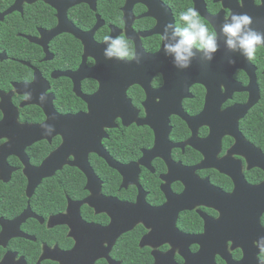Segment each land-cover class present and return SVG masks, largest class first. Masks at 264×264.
<instances>
[{"label":"flooded vegetation","instance_id":"obj_1","mask_svg":"<svg viewBox=\"0 0 264 264\" xmlns=\"http://www.w3.org/2000/svg\"><path fill=\"white\" fill-rule=\"evenodd\" d=\"M99 1L92 9L85 1L0 0V148L8 152L0 159V184L19 175L25 180L23 207L0 204V264H264V192H251L264 184V46L248 61L218 36V58L199 67L200 73L194 64L177 67L166 84L162 72L149 74L148 61L140 74L142 81L149 78L147 88L127 84L130 71L115 66L104 84L100 67L89 76L100 57L69 31L73 25L88 32L98 15L103 24L93 34L97 44L113 28L116 38L127 39L125 0L118 6L120 20L110 15L113 21L99 12ZM161 1L174 28L186 27L173 10L177 6ZM187 2L194 9V1ZM177 4L185 13L186 6ZM203 5L222 24L236 13L248 14L251 27L264 32V0ZM249 6L258 11L245 10ZM147 10L134 4L130 30L154 28L152 17L137 18ZM141 19L149 20L136 25ZM163 37H140L145 53L181 39L165 36L164 43ZM114 74L118 80L110 82ZM44 106L57 114L48 117ZM91 106L96 119H63L90 114ZM16 123H47L54 130L21 132ZM79 132L80 147L74 137L67 139ZM65 142L71 145L28 195L25 162L38 168ZM81 148L93 172L90 183L79 166L86 165Z\"/></svg>","mask_w":264,"mask_h":264},{"label":"water","instance_id":"obj_2","mask_svg":"<svg viewBox=\"0 0 264 264\" xmlns=\"http://www.w3.org/2000/svg\"><path fill=\"white\" fill-rule=\"evenodd\" d=\"M71 1H73L74 4H77V3H80L82 1H85L86 3H88L90 5V7L92 9H95L96 0H71ZM193 1L195 3L194 10H196L199 13V15H201V17L205 18L214 27V29H215L216 33L218 34V36H224L221 33V28H222V25H223L222 24V20H220L218 18V15H215V16L208 15L206 10H205V8H204L203 0H193ZM135 3H141V4H143V5L148 7L147 12L142 14V15H140V16H138L137 18L152 17L153 19L156 20V24H155L154 28H152L149 31L139 32V33L130 30L131 22L133 21V19H135L134 15L132 13V8H133ZM249 7H250V9H245V10L258 11V9L254 8L252 6H249ZM238 11H239V9H238ZM123 12H124L123 20L125 22V30H126V33H127L126 38L131 40V41H133V43H134V52L138 56L142 57L141 58V62L139 64H137L135 60L129 61V60L118 59V58L108 59V58L105 57L104 53H105V50L110 47V42L106 43L104 41V42H102L100 44H97L94 41V39H93L94 32L103 24V21L100 19V17L98 15H97L96 24L88 32L77 31L76 28L73 25H69V27H70L69 31L71 33H73L79 40L82 41V43L85 46V51L88 52V53H92V56H94V54L97 53L96 56L100 57V62L98 64V66L93 67L90 70L89 76L95 77L94 72H95V70L97 68L100 67L99 70H97V72H99L101 74V81H103L104 84H106V73L110 70L109 67H114L115 66V67H118V70L119 69H122V70L126 69L127 71H130V75L131 76L127 77V80H126L127 84L137 83V84H141L143 87L147 88V85H148V82H149L148 81L149 78H147V80L144 79V81H142L143 78H142V76H140V74H143V71L147 70L148 61H151V65H153V66L148 68V69H150V71H148L149 74L153 75L156 72H162L165 75L166 84L167 83L169 84L170 83V81H169L170 75L175 74L177 72V66L174 63L175 53H172L171 55H166L165 51L163 49V51L161 50L158 53L153 54V55L146 54L144 49L142 48L141 38L140 37H149L151 35H156V34L162 35V36H176L175 35L176 30H175L174 26L172 28L167 29V31L165 32V26L167 24L174 25V21H173V16H172L171 10L167 6H165L161 0H125V5L123 7ZM236 14H239V13H236ZM60 29H61V31H65V26H63V23L61 24V28ZM55 32H56V30L54 31V33ZM115 33H116V29L113 28V34H111V36H109V37H111L112 39H115L116 38ZM164 40H165L164 43H166V39H164ZM217 42H218L219 47H220V45L222 44V39L220 37H218V41ZM167 44H169V43H167ZM173 46H175V45H173ZM192 51L196 53V56L192 59L191 65L194 64L196 66L195 67V71L200 73V68L199 67H201V68L202 67H206L205 63L207 62V64H208L210 62L206 61L205 59H203V55L204 54L202 52H200V51L198 52L194 48L192 49ZM217 58H218V55L216 56L214 54L213 60L217 59ZM170 64L172 65V67H169ZM113 77H114L115 80H111L110 79V82L118 80L117 75L115 76V74H114ZM94 97L95 96H92L90 98V102H92L94 100ZM87 101H89L88 98H87ZM90 105H93V102L90 103ZM44 109H45V112H46L47 116L50 117V118H51L52 114H57L52 106H50V107H45L44 106ZM93 109L94 108L91 106L90 114H86V115L85 114H77V115H74V116H63V119H65L67 121H77V120H79L81 118H85V119L89 118V119H91L92 117L94 119H96L99 116L97 114H95ZM89 116H91V117H89ZM97 120H99V119H97ZM103 121H105V120H103ZM95 123H98V122H95ZM45 124H47V123H45ZM2 127H3V125L0 124V129ZM16 127H18V129L20 128L21 132L22 131L37 132L39 130L44 129V127H42V125H28V126L20 127V126L17 125V123L14 125V129H16ZM108 127H110L109 124H108ZM96 129L99 130L100 127L96 128ZM10 132H8L9 134H7V135L12 136V134ZM0 133H2V132L0 131ZM82 133L83 132L76 133L75 135H71L67 139L69 141L71 139V137H74V139L76 141L78 140L79 144H77V146L80 147V146L83 145V144H81L79 142V137L81 136ZM102 133H103V131H101V134ZM103 136H106V135L103 134ZM38 139H39V137H38ZM97 144L98 145L101 144L100 143V137L98 139V143ZM70 145H71V143H66L65 142V144L62 145V147L59 150H57L54 153V155L49 156L43 162V164L40 167H38V168L37 167L36 168L31 167L27 163V161L25 162V168H24L23 171H24V174H25V176L27 177V180H28V185H27V194L28 195H31L32 191L38 185L39 180L41 178L49 176V174H48L49 170L48 169L50 168L51 163L54 160L57 161L58 160L57 156L61 155L63 152L66 151L65 146L68 147ZM74 145L75 144H73V146ZM81 149H83V148H81ZM5 150H6L5 147L0 148V159L2 157H4V155L8 154V152H6ZM86 150L89 152L91 150V148L88 147V149L86 148ZM92 150L93 151H97L99 153L101 151V155L104 156L105 158H107V154H106V152H104V150L103 151L102 150L99 151L97 149V147H93ZM87 151L84 150V153H83L85 159H86ZM79 166L86 173V176L88 178V182L90 183L94 178H93L92 169L89 166V164L87 163V159H86V165H79ZM262 167L264 169V163H262ZM260 191L264 192V184L261 185L260 187L256 188V190L254 188H251V192H253V193L260 194ZM153 211L156 212L155 210H153Z\"/></svg>","mask_w":264,"mask_h":264},{"label":"clouds","instance_id":"obj_3","mask_svg":"<svg viewBox=\"0 0 264 264\" xmlns=\"http://www.w3.org/2000/svg\"><path fill=\"white\" fill-rule=\"evenodd\" d=\"M180 18L187 26L184 28L175 27V35L181 37V39L175 46L166 44L165 54L175 53L174 63L176 66L188 68L191 66L192 59L196 56V53L192 51L195 47L204 54L203 59L210 62L214 58V54L220 50L217 42L218 34L215 31H210L208 26L202 22L199 13L192 8H189L186 13H182ZM253 23L252 17L248 14H234L231 16L230 21H226L221 28V33L227 37V49L230 52H239L248 61L255 60L258 48L264 46V32L253 29L251 27ZM173 26L167 24L165 32ZM104 39L106 43L110 42V47L104 53L106 58L135 60L137 64L141 62L142 57L130 49L129 41L124 37L112 39L106 36ZM163 39H166V37L164 36ZM228 63L234 65L236 60L230 57ZM31 98V94H25V100ZM40 99L46 102V94H41ZM42 127L48 129L45 132L47 135H51V131L54 130L53 125L44 124ZM261 250L264 252V246H261Z\"/></svg>","mask_w":264,"mask_h":264},{"label":"trees","instance_id":"obj_4","mask_svg":"<svg viewBox=\"0 0 264 264\" xmlns=\"http://www.w3.org/2000/svg\"><path fill=\"white\" fill-rule=\"evenodd\" d=\"M169 1V2H168ZM181 2V7L185 8V13L188 11L189 8H191L190 2H187V0H179ZM178 0H167V2L173 7L175 5L176 9L173 8L174 12L176 15L179 13V17H181V14L183 10L178 9ZM122 4V0H100L98 4L99 12H105V15L107 14V18L112 15V17L120 20V13L118 11V6ZM114 12H118L119 14L116 15V13L113 14ZM181 11V12H180ZM110 13V14H108ZM110 16L109 20L113 21V18ZM108 20V19H107ZM149 19H141L139 21H136V25H142L144 22H147ZM89 23H93V20L90 21ZM140 23V24H139ZM88 24V23H87ZM91 25V24H90ZM105 37V36H101ZM131 48V46H130ZM38 117V118H37ZM39 116H35V120L39 119ZM0 186L3 187V189H0V204L1 203H8L11 201L13 205H16V207H23L25 205V196H24V187H25V180L22 175L17 176L14 178V181L9 183L8 185L6 184H0Z\"/></svg>","mask_w":264,"mask_h":264}]
</instances>
